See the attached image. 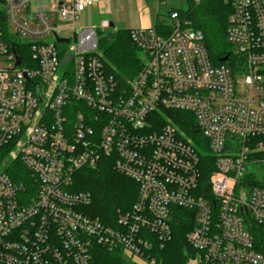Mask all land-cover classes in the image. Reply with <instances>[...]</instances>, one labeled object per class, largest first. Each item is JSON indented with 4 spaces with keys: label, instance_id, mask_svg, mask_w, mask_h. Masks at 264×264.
Masks as SVG:
<instances>
[{
    "label": "built area",
    "instance_id": "obj_1",
    "mask_svg": "<svg viewBox=\"0 0 264 264\" xmlns=\"http://www.w3.org/2000/svg\"><path fill=\"white\" fill-rule=\"evenodd\" d=\"M98 1L0 0V264H92L100 246L160 264L151 251L171 241L174 207L195 223L188 264H264V0H224L233 57L219 65L180 10L168 33L130 29L142 63L124 79L99 50L111 22L79 24ZM15 161L26 181L7 171ZM104 161L139 185L112 224L75 190Z\"/></svg>",
    "mask_w": 264,
    "mask_h": 264
},
{
    "label": "trees",
    "instance_id": "obj_2",
    "mask_svg": "<svg viewBox=\"0 0 264 264\" xmlns=\"http://www.w3.org/2000/svg\"><path fill=\"white\" fill-rule=\"evenodd\" d=\"M179 10L191 21L193 27L204 33L205 45L214 64H222L225 56H230L226 62L232 59L233 50L226 36L227 20L231 12L228 3L224 0H203L198 5L190 4L187 11ZM155 24L160 33L169 32V25L163 24L160 15L157 16ZM98 40L99 50L103 54L107 68H110L117 77L121 79L132 77L141 68V53L130 39V29L122 28L109 32L106 36H100L98 33ZM181 117L185 119L181 127L196 139L201 148L204 139L199 133L192 134L194 116L182 112ZM5 156L6 149L0 148V166L5 161ZM7 171L16 181H26L30 178L28 171L18 161L11 163ZM211 172L212 168H208L203 180L209 181ZM75 183V190L91 192L93 202L89 207L90 212L109 224L116 218L117 209L125 211L132 206L139 192V185L120 174L108 161H104L97 170L83 168L78 171ZM173 209L175 212L171 223L172 239L163 247L159 245L154 247L151 253L160 264H188L195 252L189 245L186 234L194 228V219L190 218L191 211L187 209L178 207ZM93 254L92 264H133L117 249L109 251L100 246L94 249Z\"/></svg>",
    "mask_w": 264,
    "mask_h": 264
},
{
    "label": "crops",
    "instance_id": "obj_3",
    "mask_svg": "<svg viewBox=\"0 0 264 264\" xmlns=\"http://www.w3.org/2000/svg\"><path fill=\"white\" fill-rule=\"evenodd\" d=\"M155 2V0H99L84 10L86 11L84 17H88L90 12L94 16L109 17L103 20H109L113 27L118 28L117 30L122 28L137 29V27L150 28L156 25L160 12ZM83 27L93 28L88 26V23H84Z\"/></svg>",
    "mask_w": 264,
    "mask_h": 264
},
{
    "label": "rangeland",
    "instance_id": "obj_4",
    "mask_svg": "<svg viewBox=\"0 0 264 264\" xmlns=\"http://www.w3.org/2000/svg\"><path fill=\"white\" fill-rule=\"evenodd\" d=\"M39 1L40 0H33V4L36 5V3H38ZM190 1L189 0H166V3H164V4L161 3V5H158L159 11H160L159 12L160 19L163 22V24L172 25L173 23H172L171 18L169 17V12L172 11L173 9H176V10L182 9V10L187 11L189 8V5L192 4V1L191 2ZM45 2L49 3L50 0H45ZM85 12L86 11H84L82 13V16H81V19L79 22L81 26H83L84 23H88V26H92L93 28L94 27L95 28L100 27L101 26L100 24L103 21V19L109 18V17H105V16H94V14H92L91 12L88 13V17H84ZM87 18H88V22H87ZM116 21L118 22L117 17H116ZM117 29H118L117 27L112 26L111 28H108V30H103L100 27V28H98V31H99L100 36H106L109 32L116 31ZM65 34H70V31L67 30V31L63 32V35H65ZM51 40H52V38H51ZM262 171H263V169H262Z\"/></svg>",
    "mask_w": 264,
    "mask_h": 264
},
{
    "label": "water",
    "instance_id": "obj_5",
    "mask_svg": "<svg viewBox=\"0 0 264 264\" xmlns=\"http://www.w3.org/2000/svg\"><path fill=\"white\" fill-rule=\"evenodd\" d=\"M111 25H113V24H111ZM57 40L60 42H65V41H67V38H65V39L64 38H57ZM228 57L229 56H225L223 60L224 61L227 60ZM197 132H198V129L193 130V133H197ZM206 188H209V185H206Z\"/></svg>",
    "mask_w": 264,
    "mask_h": 264
}]
</instances>
